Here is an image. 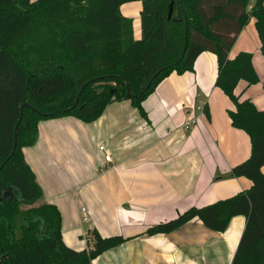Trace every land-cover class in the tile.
Listing matches in <instances>:
<instances>
[{
	"label": "trees",
	"instance_id": "16d2710c",
	"mask_svg": "<svg viewBox=\"0 0 264 264\" xmlns=\"http://www.w3.org/2000/svg\"><path fill=\"white\" fill-rule=\"evenodd\" d=\"M134 1L142 7L139 39L134 38L132 20L119 10ZM249 19L254 20L264 60V0H0V166L9 157L0 170V264H91L126 241L94 232L91 247L68 248L58 210L46 204L31 207L42 193L21 150L35 143L37 125L46 119L71 116L88 123L109 103L122 100L144 116L141 104L155 87L171 73L191 72L203 52L216 56L215 86L232 104L227 110L231 126L249 138L250 155L232 168V175L248 179L251 187L228 199L189 207L145 234H168L195 218L223 233L233 217L243 216L245 226L231 264H264V110L235 93L241 81L258 83L252 54L228 57ZM262 87L264 91V75ZM23 104L29 107L23 109L10 155ZM3 192L11 196L1 199ZM22 204L29 208L17 239L15 219Z\"/></svg>",
	"mask_w": 264,
	"mask_h": 264
},
{
	"label": "crops",
	"instance_id": "0c3cea01",
	"mask_svg": "<svg viewBox=\"0 0 264 264\" xmlns=\"http://www.w3.org/2000/svg\"><path fill=\"white\" fill-rule=\"evenodd\" d=\"M141 8L138 1L119 8L132 20L135 39L140 38ZM260 46L249 19L228 57L252 54L258 83L241 81L235 93L264 110ZM216 76V56L203 52L191 72L171 73L155 87L141 104L144 116L122 100L109 103L88 123L71 116L38 123L35 143L21 150L42 193L33 206L58 210L68 248L91 247L95 232L126 241L91 264H231L244 230L243 216L233 217L223 233L195 218L168 234H145L189 207L228 199L251 187L248 179L232 175L251 147L248 136L230 124L227 110L232 104L215 86ZM104 153L111 163L102 169Z\"/></svg>",
	"mask_w": 264,
	"mask_h": 264
},
{
	"label": "water",
	"instance_id": "95a60500",
	"mask_svg": "<svg viewBox=\"0 0 264 264\" xmlns=\"http://www.w3.org/2000/svg\"><path fill=\"white\" fill-rule=\"evenodd\" d=\"M172 6H173V3H171L170 6H169L168 18L170 17V14H171V11H172ZM186 48H187V25H186V21H185V29H184V46H183V51H182V55H181L182 57H183V55H184V53H185V51H186ZM83 88H84V87H83ZM83 88H82V89H83ZM113 92H114V91L112 90L110 93L112 94ZM80 93H81V92L78 93V95H77V97H76V99H75V102H74L72 108L75 107V106L77 105L78 100H79ZM27 107H29L28 104H23V105L20 107L19 117H18V120H17V122H16V124H15L14 131H13V146H12V151H11L10 155L13 154V151H14V149H15V147H16L17 129H18V126H19V124H20V122H21V119H22V116H23V109H24V108H27ZM8 159H9V157H8V158L3 162V164L0 166V170L2 169L3 165L6 163V161H7ZM10 196H11L10 193L3 192V193L1 194V199H5L6 197H10Z\"/></svg>",
	"mask_w": 264,
	"mask_h": 264
},
{
	"label": "rangeland",
	"instance_id": "374dc122",
	"mask_svg": "<svg viewBox=\"0 0 264 264\" xmlns=\"http://www.w3.org/2000/svg\"><path fill=\"white\" fill-rule=\"evenodd\" d=\"M203 108V106L201 107V109ZM29 206L27 205H21L20 206V212L19 214L16 216V219H15V229H14V236L15 238H20L21 236V227H23L25 225V221L23 219V216L25 214V211L28 209ZM31 207H34L33 205Z\"/></svg>",
	"mask_w": 264,
	"mask_h": 264
},
{
	"label": "built area",
	"instance_id": "2783aa9c",
	"mask_svg": "<svg viewBox=\"0 0 264 264\" xmlns=\"http://www.w3.org/2000/svg\"><path fill=\"white\" fill-rule=\"evenodd\" d=\"M99 152H104V147L103 146H99L98 148ZM108 163H111V157L108 154L103 155V163L100 164V167L102 169H104L105 167H107Z\"/></svg>",
	"mask_w": 264,
	"mask_h": 264
}]
</instances>
